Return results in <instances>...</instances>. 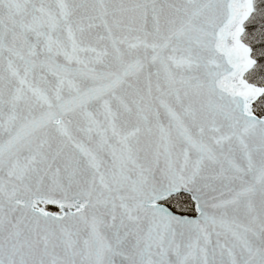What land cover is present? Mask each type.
Listing matches in <instances>:
<instances>
[{"label":"snow or ice","instance_id":"1","mask_svg":"<svg viewBox=\"0 0 264 264\" xmlns=\"http://www.w3.org/2000/svg\"><path fill=\"white\" fill-rule=\"evenodd\" d=\"M0 264H264V0H0Z\"/></svg>","mask_w":264,"mask_h":264}]
</instances>
